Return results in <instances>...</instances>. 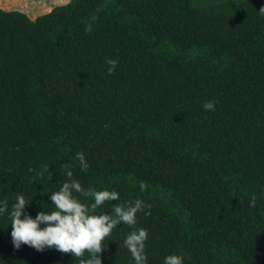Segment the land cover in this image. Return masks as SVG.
I'll return each instance as SVG.
<instances>
[{
  "label": "trees",
  "instance_id": "16d2710c",
  "mask_svg": "<svg viewBox=\"0 0 264 264\" xmlns=\"http://www.w3.org/2000/svg\"><path fill=\"white\" fill-rule=\"evenodd\" d=\"M261 7L70 0L33 20L0 9V200L23 192L28 215L51 210L70 163L85 188L118 191L98 212L133 198L151 206L133 226L148 229L147 264L171 253L184 264H264ZM107 58L118 61L111 73ZM9 223L0 214V264H78L55 247L14 248ZM129 230L105 238L101 264H133Z\"/></svg>",
  "mask_w": 264,
  "mask_h": 264
},
{
  "label": "clouds",
  "instance_id": "9594fccd",
  "mask_svg": "<svg viewBox=\"0 0 264 264\" xmlns=\"http://www.w3.org/2000/svg\"><path fill=\"white\" fill-rule=\"evenodd\" d=\"M259 11L264 12V7ZM106 71L115 70L117 60L107 58ZM205 111L215 109V101L207 100L202 104ZM81 170L88 168V163L82 152L75 153ZM65 176L68 178L61 183L58 190L48 195L52 209L41 208L34 217L28 215L24 209L30 201L23 192L15 195L14 203L9 206L5 200H0V214L7 212L10 219L9 233L14 248L27 245L36 251L55 247L63 253H71L80 258L78 264H101L98 255L102 248H107L105 238L118 225L130 226V230L123 239V245L131 255L133 264H147L145 242L148 240V229L133 227L137 224V213L150 214V205L140 198H133L123 203H115L110 212H98L99 206L105 202L117 201L119 193L107 188L96 190L92 186L85 188L78 179L73 178L70 163L63 165ZM85 199L91 197L89 203L82 202L76 195ZM250 203H255L253 198ZM87 253V257H85ZM183 254L171 253L163 258V264H184Z\"/></svg>",
  "mask_w": 264,
  "mask_h": 264
},
{
  "label": "crops",
  "instance_id": "0c3cea01",
  "mask_svg": "<svg viewBox=\"0 0 264 264\" xmlns=\"http://www.w3.org/2000/svg\"><path fill=\"white\" fill-rule=\"evenodd\" d=\"M21 0L19 3L15 2L14 7H9L10 4H14L13 0H4L0 3V9L3 11H19L25 14L30 20L36 17L48 13L52 8L56 6H62L67 4L70 0ZM25 2V3H24ZM7 5V7H6ZM24 5V7H22Z\"/></svg>",
  "mask_w": 264,
  "mask_h": 264
},
{
  "label": "rangeland",
  "instance_id": "374dc122",
  "mask_svg": "<svg viewBox=\"0 0 264 264\" xmlns=\"http://www.w3.org/2000/svg\"><path fill=\"white\" fill-rule=\"evenodd\" d=\"M3 1H4V0H0V3L2 4ZM20 1H21V0H13V3H14V4H10L9 7H14L15 5H17V4H15V2L19 3ZM27 1H31V0H27ZM27 1H25V2H27ZM25 2H24V3H25ZM6 7H7V5H6ZM22 7H24V5H23Z\"/></svg>",
  "mask_w": 264,
  "mask_h": 264
}]
</instances>
